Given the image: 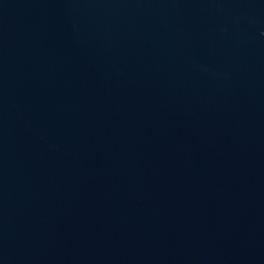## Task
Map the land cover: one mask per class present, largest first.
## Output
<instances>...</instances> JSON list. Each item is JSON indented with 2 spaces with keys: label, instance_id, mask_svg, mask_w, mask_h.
I'll use <instances>...</instances> for the list:
<instances>
[{
  "label": "water",
  "instance_id": "water-1",
  "mask_svg": "<svg viewBox=\"0 0 264 264\" xmlns=\"http://www.w3.org/2000/svg\"><path fill=\"white\" fill-rule=\"evenodd\" d=\"M0 264H264V0H0Z\"/></svg>",
  "mask_w": 264,
  "mask_h": 264
}]
</instances>
